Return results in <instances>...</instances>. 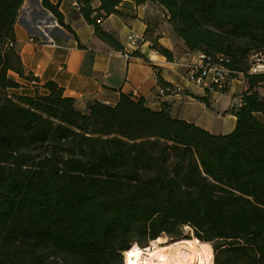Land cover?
<instances>
[{"label":"trees","instance_id":"trees-1","mask_svg":"<svg viewBox=\"0 0 264 264\" xmlns=\"http://www.w3.org/2000/svg\"><path fill=\"white\" fill-rule=\"evenodd\" d=\"M23 1L0 0V264H122L134 244L160 246L183 224L213 248L202 264H264V70H248L250 54L264 53V0H152L186 51L223 54L232 78L242 72L234 127L221 133L123 91L81 108L55 80L10 92L21 86L12 74L38 82L13 47ZM73 1L120 50L101 21L121 0ZM40 3L64 26L58 3Z\"/></svg>","mask_w":264,"mask_h":264},{"label":"crops","instance_id":"crops-1","mask_svg":"<svg viewBox=\"0 0 264 264\" xmlns=\"http://www.w3.org/2000/svg\"><path fill=\"white\" fill-rule=\"evenodd\" d=\"M51 2L58 3L64 26L41 6L40 0H24L13 25V47L24 71L38 80L30 83L13 76L26 89L35 86L44 92L41 82L55 80L79 108L95 98L114 104L123 91L134 97L140 95L155 109L165 103L174 116L213 133L232 130L236 115L231 104L239 99L242 76H233L227 90L220 93L209 90L205 94L202 88L188 81L184 75L185 46L173 33L162 6L152 0L140 4L121 0L117 6L120 13H108L101 21L102 29L114 33L122 45L117 50L97 37L93 25L72 7L73 0ZM44 16L52 17L50 26L41 24L39 19ZM134 33L141 39L135 49H130L127 36ZM150 36L173 53L171 60L151 47ZM158 77L179 89L156 96ZM259 91L264 92V86ZM192 92L205 95L209 102L198 99Z\"/></svg>","mask_w":264,"mask_h":264},{"label":"built area","instance_id":"built-area-1","mask_svg":"<svg viewBox=\"0 0 264 264\" xmlns=\"http://www.w3.org/2000/svg\"><path fill=\"white\" fill-rule=\"evenodd\" d=\"M79 4L75 1L72 2V7L78 9ZM140 36L136 33L127 36L128 48L135 49L138 45ZM9 45L12 43L9 42ZM128 55L125 51L123 52ZM227 58L223 54H209L202 51H186L185 52V72L184 75L188 81L193 82L196 86L202 88L204 93L207 91L223 92L229 86L231 77V69L227 65ZM248 70L251 72H260L264 70V53L262 51L255 52L249 56ZM242 76V72H237ZM178 90L174 85H159L157 88V95H162L166 90ZM235 101L231 104L233 107ZM147 245L140 246L146 248ZM124 264H129L125 263Z\"/></svg>","mask_w":264,"mask_h":264},{"label":"bare ground","instance_id":"bare-ground-1","mask_svg":"<svg viewBox=\"0 0 264 264\" xmlns=\"http://www.w3.org/2000/svg\"><path fill=\"white\" fill-rule=\"evenodd\" d=\"M189 242L173 243L166 246L135 245L123 252L129 264H200L201 253Z\"/></svg>","mask_w":264,"mask_h":264},{"label":"rangeland","instance_id":"rangeland-1","mask_svg":"<svg viewBox=\"0 0 264 264\" xmlns=\"http://www.w3.org/2000/svg\"><path fill=\"white\" fill-rule=\"evenodd\" d=\"M67 1H69V0H67ZM39 20H40L41 24L44 27L50 26L52 24V17L49 18L47 16H44L42 19L40 18ZM12 76H15V75L12 74ZM28 82H30V81H28ZM30 83H32V82H30ZM26 88H27L26 86H24V85L21 84V86L19 88H17V89H11L9 91L12 92V93H17V94L18 93H23V94H29V95L30 94L32 95L36 90L37 91H42V89L40 87H35V86L32 87L31 89H26ZM158 234L161 235L163 233H158ZM159 237L161 239H159V242L156 245H160V246L166 245V244L171 243V242H173V243H181V242H184V241L185 242H189V244H191V245H194L195 247H197L196 249H198V251H200V253H201V259L199 260L200 261V264H202L203 255H205V256H209L210 255L211 258L213 259V253H214V251H213V248L212 247H211L212 249L210 248V243L197 242L193 238V237H195V235L193 233L192 228L189 225H187V224H183L181 226L180 236H176V237L174 236L173 237V235L170 236V234H168V235L167 234L166 235L163 234V235H161ZM181 237H182V239H183V237L184 238L187 237L186 239L191 238V240H182V239H180ZM151 241H152V239L146 244L148 247L154 246V244H152ZM133 246H135V244ZM123 257L124 256L122 255V262H121L122 264H124Z\"/></svg>","mask_w":264,"mask_h":264}]
</instances>
